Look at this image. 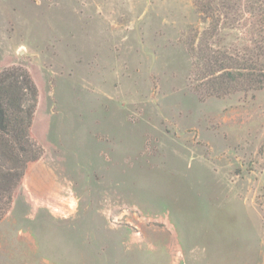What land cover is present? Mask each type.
<instances>
[{
  "label": "rangeland",
  "instance_id": "obj_1",
  "mask_svg": "<svg viewBox=\"0 0 264 264\" xmlns=\"http://www.w3.org/2000/svg\"><path fill=\"white\" fill-rule=\"evenodd\" d=\"M205 28L197 0H0L43 152L0 264H264V91L199 99Z\"/></svg>",
  "mask_w": 264,
  "mask_h": 264
},
{
  "label": "trees",
  "instance_id": "obj_2",
  "mask_svg": "<svg viewBox=\"0 0 264 264\" xmlns=\"http://www.w3.org/2000/svg\"><path fill=\"white\" fill-rule=\"evenodd\" d=\"M197 11L206 28L197 38V57L193 45L188 51L195 57L199 99L264 91V0H197ZM230 32L237 44L227 42ZM36 105L27 70L0 71V222L27 168L43 153L31 134Z\"/></svg>",
  "mask_w": 264,
  "mask_h": 264
}]
</instances>
